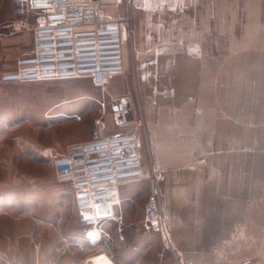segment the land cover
Instances as JSON below:
<instances>
[{
    "label": "crops",
    "instance_id": "obj_1",
    "mask_svg": "<svg viewBox=\"0 0 264 264\" xmlns=\"http://www.w3.org/2000/svg\"><path fill=\"white\" fill-rule=\"evenodd\" d=\"M122 2L100 6L114 15ZM132 10L143 152L161 173L162 221L171 236L165 247L193 264L247 257L264 264V0H132ZM21 24H5L17 31L4 30L0 55L18 50ZM141 181L120 186L103 227L83 225L79 212L82 226L99 230L95 246L68 242L56 251V240L50 249L40 233L38 249L25 246L12 264H82L107 246L118 264H174L154 262L149 243L143 253L129 244L139 233L134 201ZM140 219L146 234L163 239L160 228L146 225V204Z\"/></svg>",
    "mask_w": 264,
    "mask_h": 264
},
{
    "label": "rangeland",
    "instance_id": "obj_2",
    "mask_svg": "<svg viewBox=\"0 0 264 264\" xmlns=\"http://www.w3.org/2000/svg\"><path fill=\"white\" fill-rule=\"evenodd\" d=\"M122 1L120 12L131 14L133 29L126 47V70L114 76L115 81L108 82L106 89L94 85L89 77L13 83L0 81V264H12L16 258L20 260L25 246L38 249L40 233L50 239V249L52 239L56 240L53 243L56 251L68 242L71 247L83 248L95 246L99 241V230L95 226L80 224L74 189L69 181H60L56 177L53 164L55 156L62 153L68 143L91 137L102 99L109 104L105 119L111 133H140L146 173L152 174L149 155L143 152L147 145L145 130L138 125L142 117L139 77L135 74L129 50L132 49L138 15L132 10V0ZM13 12L14 0H0V37L4 30L17 31L12 25V28H5V24L12 23L15 18L24 22L23 17H15ZM18 33V50H8L0 55L3 60L0 74L13 67L15 59L32 46L30 28L21 24ZM157 177L162 190L160 172ZM139 184L141 189L134 201L139 233L129 244L136 245L138 253H143L140 250L142 245L149 243L154 262L178 264L183 258L181 254L165 247L169 243L161 235L150 236L141 226L140 218L151 184L148 179ZM153 228L159 229L157 225ZM95 261L100 263L97 259Z\"/></svg>",
    "mask_w": 264,
    "mask_h": 264
},
{
    "label": "built area",
    "instance_id": "obj_3",
    "mask_svg": "<svg viewBox=\"0 0 264 264\" xmlns=\"http://www.w3.org/2000/svg\"><path fill=\"white\" fill-rule=\"evenodd\" d=\"M102 2L116 0H14L15 13L25 20L33 35L32 46L16 58L14 66L0 74L2 83L89 77L94 85L107 88L110 77L125 72L126 47L132 37L128 12L107 15ZM30 19V20H27ZM108 102L99 103L91 137L67 144L55 156L54 171L60 181L74 189L83 225L103 227L113 216L120 186L128 181H150L146 201V225L159 226L163 238L171 237L162 221V191L157 169L147 174L135 131L111 133L105 119ZM144 127V119L138 120ZM82 264H118L110 248H99ZM98 260L100 263H97ZM178 264H193L180 259ZM236 264H255L244 258Z\"/></svg>",
    "mask_w": 264,
    "mask_h": 264
},
{
    "label": "bare ground",
    "instance_id": "obj_4",
    "mask_svg": "<svg viewBox=\"0 0 264 264\" xmlns=\"http://www.w3.org/2000/svg\"><path fill=\"white\" fill-rule=\"evenodd\" d=\"M37 236H38V235H37ZM61 251H62V250H60L59 253L57 254V256H56V260L59 259L60 254H61Z\"/></svg>",
    "mask_w": 264,
    "mask_h": 264
}]
</instances>
